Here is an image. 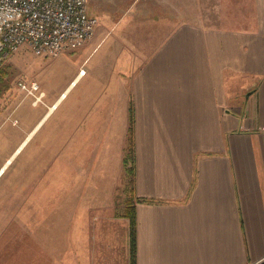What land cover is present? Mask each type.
I'll use <instances>...</instances> for the list:
<instances>
[{
    "label": "crops",
    "instance_id": "crops-1",
    "mask_svg": "<svg viewBox=\"0 0 264 264\" xmlns=\"http://www.w3.org/2000/svg\"><path fill=\"white\" fill-rule=\"evenodd\" d=\"M252 1L250 26L175 24L124 82L98 94L94 80L58 117L62 160L95 157L126 145L131 104L135 264L264 261V0Z\"/></svg>",
    "mask_w": 264,
    "mask_h": 264
},
{
    "label": "rangeland",
    "instance_id": "rangeland-1",
    "mask_svg": "<svg viewBox=\"0 0 264 264\" xmlns=\"http://www.w3.org/2000/svg\"><path fill=\"white\" fill-rule=\"evenodd\" d=\"M252 2L87 0L96 24L80 48L47 57L23 45L2 58L0 264L129 263L127 220L120 216L131 187L130 163H123L127 146H98L95 157L93 148L91 153L87 147L75 148L77 156L69 149L62 160L58 117L73 106L78 92L92 91L94 80L98 94L110 77L113 83L124 82L173 25L247 27L253 22ZM79 66L85 75L75 80ZM18 80L36 82L37 104L19 89ZM115 132V139L121 138ZM112 150L122 158L115 161ZM105 174L113 176L107 180ZM106 192L112 196L102 195L107 206L97 210L95 196Z\"/></svg>",
    "mask_w": 264,
    "mask_h": 264
},
{
    "label": "built area",
    "instance_id": "built-area-1",
    "mask_svg": "<svg viewBox=\"0 0 264 264\" xmlns=\"http://www.w3.org/2000/svg\"><path fill=\"white\" fill-rule=\"evenodd\" d=\"M95 24L87 0H0V62L23 45L47 57L76 50L92 35ZM82 73L80 68L78 74ZM17 86L33 96V103L40 99L34 94L36 82L18 80Z\"/></svg>",
    "mask_w": 264,
    "mask_h": 264
},
{
    "label": "trees",
    "instance_id": "trees-1",
    "mask_svg": "<svg viewBox=\"0 0 264 264\" xmlns=\"http://www.w3.org/2000/svg\"><path fill=\"white\" fill-rule=\"evenodd\" d=\"M5 72L1 69L0 71V79L2 78V75ZM129 125H128V136H127V149L125 156L123 157V163L129 161L130 165L129 168L126 167L127 171H129L130 174V181H131V187L130 192L127 194L126 204L124 207V211L121 214V216H124L128 220V244H129V264H135V210H134V204L139 198H137L134 195V174H135V168H134V143H133V122H134V116H133V109L131 104L129 105ZM128 158V160H127ZM259 264H264V261L260 262Z\"/></svg>",
    "mask_w": 264,
    "mask_h": 264
},
{
    "label": "bare ground",
    "instance_id": "bare-ground-1",
    "mask_svg": "<svg viewBox=\"0 0 264 264\" xmlns=\"http://www.w3.org/2000/svg\"><path fill=\"white\" fill-rule=\"evenodd\" d=\"M8 162V161H7Z\"/></svg>",
    "mask_w": 264,
    "mask_h": 264
}]
</instances>
